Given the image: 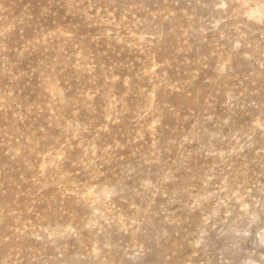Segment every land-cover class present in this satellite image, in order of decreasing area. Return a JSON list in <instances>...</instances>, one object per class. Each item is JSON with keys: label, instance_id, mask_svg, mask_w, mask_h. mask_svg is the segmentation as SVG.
Segmentation results:
<instances>
[{"label": "rangeland", "instance_id": "374dc122", "mask_svg": "<svg viewBox=\"0 0 264 264\" xmlns=\"http://www.w3.org/2000/svg\"><path fill=\"white\" fill-rule=\"evenodd\" d=\"M0 264H264V0H0Z\"/></svg>", "mask_w": 264, "mask_h": 264}]
</instances>
